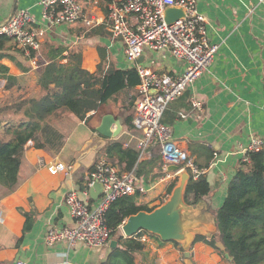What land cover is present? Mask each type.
I'll return each instance as SVG.
<instances>
[{
	"label": "crops",
	"instance_id": "crops-1",
	"mask_svg": "<svg viewBox=\"0 0 264 264\" xmlns=\"http://www.w3.org/2000/svg\"><path fill=\"white\" fill-rule=\"evenodd\" d=\"M40 1L0 0V26L15 11L24 8L33 14L35 27L43 25ZM110 2L81 0L84 18H99L100 22L95 25L87 26L84 18L71 24L44 25L47 29L42 36L41 48L33 52L34 55L28 54L14 40L9 42L0 59L7 68L0 69V103L11 105L37 94L41 87L40 73L53 59L55 49H62L64 57L57 59L64 64L69 63L67 55L70 51L82 53L83 68L91 73L98 71L102 48L107 53L106 67L114 65L127 69L136 66L126 60L124 43L113 37L107 25ZM197 6L207 18L210 41L218 43L219 50L208 70L180 98L170 103L163 120L172 127L178 145L199 165L208 167L205 176L211 193L195 204L213 219V227L205 236L210 238L216 229L213 212L226 199L243 150L253 138L264 140V0H198ZM141 64L172 75L183 73L186 66L185 61L175 58L169 50L151 49L145 50ZM8 75L15 77L10 88H7ZM134 95L139 97L137 86L132 94L120 96L116 102L101 101L84 120L58 111V115L51 117L57 122L51 125L62 139L58 135L55 145L43 147H36L34 140L27 143L17 187L8 192L0 185V264H16L18 260L28 264H104L118 248L123 249L120 237L133 238L142 246L110 259L109 264H188L181 243L164 241L145 231L126 237L121 226L118 235H112L109 244L102 247H90L83 242L74 246L59 242L49 247L45 243L49 228L75 224L65 202L68 192L79 190L82 198L91 205L102 200L104 189L93 190L92 196L93 185L88 186L87 181L95 164L108 156L107 147L113 142H121L124 148H137L140 131L131 125L136 108V102L131 105ZM193 99L200 100L203 109L194 107ZM108 115L115 120L112 132L117 130V122L120 125L117 135L107 136L99 131ZM40 138L44 141L42 136ZM112 153L114 156L109 160L129 171L126 169L127 157L123 158L121 150ZM41 159L48 163L74 164V169L66 174L53 165L43 168L40 167ZM136 167L140 183L147 187L139 202L158 207L170 196L168 187L179 181V178L164 179L168 172L177 170L175 165L165 164L161 144L155 142L146 155L139 158ZM29 220H32V226L25 231ZM217 245L222 248L220 243ZM225 256L228 258L229 254ZM190 261V264H232L204 241H194Z\"/></svg>",
	"mask_w": 264,
	"mask_h": 264
},
{
	"label": "built area",
	"instance_id": "built-area-1",
	"mask_svg": "<svg viewBox=\"0 0 264 264\" xmlns=\"http://www.w3.org/2000/svg\"><path fill=\"white\" fill-rule=\"evenodd\" d=\"M197 2L198 0H111L109 3L107 25L113 37L124 43L126 60L136 64L140 76L137 85L139 97L133 119L135 128L140 131L136 144L140 158L146 155L153 143L158 142L161 144L165 164L178 166L175 172H168L164 179L179 178V173L187 170L190 180H198L208 171V167L199 165L178 145L173 138L172 127L163 120L170 103L180 98L208 70L219 50V44L209 39L207 18L199 11ZM40 3L43 8V25L35 27L33 14L24 8L15 11L0 26V35L12 37L28 54L41 48L46 26L71 24L85 17L81 0H41ZM168 6L183 8L185 15L168 24L165 20ZM84 21L87 26L100 22L94 16L86 17ZM146 49L169 50L175 58L185 61V70L179 75H172L156 72L138 63ZM192 105L203 109V104L198 99H193ZM263 146V139L253 138L243 150L242 161L250 162L248 153L259 151ZM48 165H53L66 174L74 169V164L40 160V167L46 168ZM97 181L104 185L103 198L97 205L89 204L77 189L67 193L65 202L75 224L49 228L45 237L47 246L52 247L59 242H67L70 246L83 242L90 247L109 244L112 230L105 220L109 207L126 195L147 192V187L140 183L135 168L122 170L107 157L95 164L88 175L87 185L92 186ZM65 263L68 261L65 260ZM16 264L28 262L18 260Z\"/></svg>",
	"mask_w": 264,
	"mask_h": 264
},
{
	"label": "trees",
	"instance_id": "trees-1",
	"mask_svg": "<svg viewBox=\"0 0 264 264\" xmlns=\"http://www.w3.org/2000/svg\"><path fill=\"white\" fill-rule=\"evenodd\" d=\"M13 40L12 37L0 35V59L4 56L3 48ZM53 52V59L40 73L41 87L37 94L11 105L0 103V185L8 192H12L19 183L25 146L30 140L35 141L36 147H43L55 145L58 135L62 139V135L51 125L57 122L51 118L53 114L62 111L84 120L89 112L99 107L101 101L116 102L120 96H129L140 82L136 66L127 69L114 65L106 67L105 48L100 49L101 62L96 73L83 68L80 52L70 51L67 64L57 59L64 57L62 49ZM2 68L7 69L0 63ZM7 79V88H10L15 77L8 75ZM137 98L134 95L132 106ZM131 125L134 127L133 117ZM40 136L44 141H41ZM119 150L123 158L127 157L126 169H134L139 163L140 151L136 147L124 148L123 143L113 142L106 150L108 159L114 156L112 151ZM248 156L250 162L240 161L223 205L213 212L216 227L214 236L198 235L195 239L217 249L232 264H264V147L249 152ZM136 171L138 173V167ZM174 186L175 183L168 187V193ZM210 193V183L206 176H202L198 180H189L185 198L189 203H197ZM140 196V192L126 195L109 207L105 220L112 230L111 235H118L120 226L129 216L155 208L140 203ZM31 226L32 220L27 221L25 231ZM120 238L123 249L118 248L104 264L142 246L133 238ZM226 254H229L228 258Z\"/></svg>",
	"mask_w": 264,
	"mask_h": 264
},
{
	"label": "water",
	"instance_id": "water-1",
	"mask_svg": "<svg viewBox=\"0 0 264 264\" xmlns=\"http://www.w3.org/2000/svg\"><path fill=\"white\" fill-rule=\"evenodd\" d=\"M185 15L181 7L168 6L165 10V20L172 24ZM143 62V55L138 59ZM115 122L113 116H106L99 131L107 136L117 135L120 125L117 122V130L111 131ZM178 166L175 165V169ZM179 181L174 186L170 196L161 205L152 211L141 210L129 216L121 225V230L126 237H133L142 231L158 235L164 241H177L185 249L186 262L191 263V248L198 235L207 236L213 227V219L208 213H203L198 204L188 203L185 199V192L190 174L187 170L179 173ZM104 189L102 182H95L91 187L93 190Z\"/></svg>",
	"mask_w": 264,
	"mask_h": 264
}]
</instances>
